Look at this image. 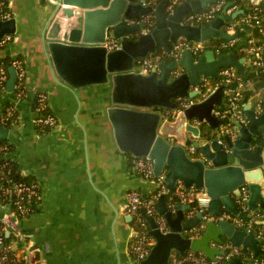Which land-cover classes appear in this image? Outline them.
<instances>
[{"label": "water", "instance_id": "obj_1", "mask_svg": "<svg viewBox=\"0 0 264 264\" xmlns=\"http://www.w3.org/2000/svg\"><path fill=\"white\" fill-rule=\"evenodd\" d=\"M215 1L190 0L180 4L173 14H167L165 4L168 0H162L156 6L146 4L145 0H53L50 1L54 6L53 14L42 29L41 39L58 84L73 93L75 89L87 92L94 87H107L106 114L119 151L130 152L136 158H153L155 175L165 173L169 190H175L178 182H183L187 189H205L211 197L209 212L219 214L227 208L232 215H237L234 197L240 195L243 185L249 190V208L257 209L258 203L261 208L264 206V140L261 138L255 143V138L264 129V112L256 117L254 111L245 106L243 113L248 125L236 123L238 135L232 140L229 135H219L218 130L224 121L213 114V110L223 102L224 87L217 89L207 99L178 111L175 117H167L164 110L177 109L178 98L195 97L197 93L190 91L191 85L200 83L203 75L217 79L219 70L228 66L244 71V59L237 58L233 53L216 58L209 51L196 63L193 54L186 51L179 61L184 70L176 78L171 74L177 66L173 60H164L158 70L153 69L149 74L140 73L134 68L137 59L156 53L159 47L171 52L173 44L180 38L195 42L212 37L230 39L232 36L221 28L241 10L231 15L220 13L204 27L182 23L187 13L208 9ZM150 14L155 15L156 26L149 33H141L143 17ZM8 34L14 37L21 34L18 20L14 16L4 19L0 14V39ZM110 38L118 39L121 47L109 51L106 43ZM17 81V69L11 66L6 81L8 92L15 93ZM17 101L18 98L15 103ZM78 104L80 108L79 99ZM203 122L210 127L208 134L201 129ZM10 137V128L0 123V143L6 141L10 144ZM252 145L253 148L250 147ZM190 147L195 148L194 155L189 153ZM6 157L17 162L25 160L23 156L20 158L11 152ZM26 162L42 177L39 174L43 166L40 161ZM140 180L132 182L133 187L145 186L146 182L154 183ZM96 190L108 200L104 192ZM49 194L56 199L55 192ZM61 199L62 195L61 198L59 195L57 203ZM109 204L113 226H116L117 221L122 220L120 209L113 203ZM157 206L169 231L162 232L154 217L143 214L154 244L147 258L137 264H169L172 251L180 255L188 251L202 252L210 260H215L223 251L214 243L222 244L226 239L244 251L252 249L255 255L263 252L259 240L252 233L236 229L230 221H207L197 236L191 230L203 223L201 212L189 220L185 215L186 208H182L183 203L178 202L179 209L174 214L167 206L165 193L158 198ZM187 207L191 205L187 204ZM74 209V203L68 201L65 207L63 204L56 207L59 216L63 210L76 215ZM16 215L13 209L0 208V230L4 220L8 226L5 232L7 237L11 236V232L19 235L22 241L25 236H42L41 227L37 224L18 226ZM127 220L133 221V216L129 215ZM123 225L127 227V224ZM36 228L39 229L37 233ZM128 232L126 229V236ZM134 235L133 230L131 238ZM33 245L42 253V259L48 260L50 255L46 256L45 247ZM116 249L117 264H121L118 245ZM227 264L243 262L236 257Z\"/></svg>", "mask_w": 264, "mask_h": 264}, {"label": "crops", "instance_id": "obj_2", "mask_svg": "<svg viewBox=\"0 0 264 264\" xmlns=\"http://www.w3.org/2000/svg\"><path fill=\"white\" fill-rule=\"evenodd\" d=\"M8 6L11 16L18 20L21 34L0 47V59L22 61L25 77L23 94L17 85L15 93H10L6 84L2 87L0 83V114L9 107L17 111V119L8 127L11 137L10 144L7 143L13 155L24 157V161H18L22 173L34 176L41 187V199L33 214L24 219L18 215L15 218L18 226L37 224L42 235L25 236L22 241L11 232L16 240L11 248L26 250L31 264H117L118 245L121 264H137L130 250L135 226L133 221L127 220L128 192L138 190L145 198H150L157 193L158 185L146 182L133 169L128 154L119 151L106 114L107 87L98 86L87 92L75 89L73 93L55 81L41 39L42 29L53 14L54 6L50 1L8 0ZM40 93L47 95L46 109L58 120L57 127L45 133L40 132L36 123L38 112L34 104ZM27 160L43 164L39 172L42 177L28 166ZM136 179L147 184L133 187L131 183ZM95 187L104 192L108 200ZM52 192L57 200L62 195L58 203L50 196ZM262 195L264 197V189ZM67 201L74 203L76 215L63 210L59 216L57 204L65 207ZM234 202L236 204V197ZM109 203L120 209L122 220L117 221L116 226H113ZM177 203L172 210L174 214L179 209ZM182 203L187 216L188 203ZM0 208L12 210L1 201ZM262 210L258 203V208L252 211ZM223 211L230 213L227 208ZM258 221L264 224V219ZM126 229L129 230L127 236ZM38 230L35 229L36 233ZM0 231H8L4 220ZM33 243L45 247L46 256L50 255L48 260L42 259V253Z\"/></svg>", "mask_w": 264, "mask_h": 264}, {"label": "built area", "instance_id": "obj_3", "mask_svg": "<svg viewBox=\"0 0 264 264\" xmlns=\"http://www.w3.org/2000/svg\"><path fill=\"white\" fill-rule=\"evenodd\" d=\"M161 1L162 0H145V3L156 6ZM187 1L190 0H168L165 4L167 14H173L180 4ZM241 2L242 5L237 4L236 1L216 0L209 5L208 9L187 13L182 21L183 24L204 27L208 26L220 13L224 12L226 15H231L241 10V13L232 20L227 21L221 28L222 31L232 36L230 39L212 37L203 42H195L180 38L173 44L171 52L163 48L162 51H157L156 53L149 54L147 57L137 59L134 65L135 70L138 72L149 74L153 69L158 70L160 64L166 60L165 58L170 56L177 64L176 68L171 72L173 78H176L184 70V68L179 65V61L186 51L193 54L196 63L200 58H204L205 54L209 51H211L216 58L222 55H229L230 53L234 54V51L241 53V56L234 55L237 58L244 59L242 62L244 71L240 72L235 66H228L222 67L219 70V77L217 79L208 75H203L200 83L191 85L190 91L197 93L195 97L178 98L177 109L164 110V114L167 117H175L178 111L184 110L192 104L207 99L217 89L224 87L225 96L223 102L213 110V114L224 121L223 125L218 130L219 135H229L232 140L237 138L238 135L236 123H239L241 126L248 125V119L243 113L245 106L252 109L256 117L264 112V19L261 16V14L264 13V0H241ZM4 3V0H0V14L4 19H8L11 17L10 14L3 15L1 13V7ZM154 17L153 14L143 17L144 27L141 33H149L155 28L156 20ZM237 17H239V19L235 21ZM207 23L208 25H206ZM246 29L256 31L259 37L245 35V37L239 39L237 34L246 33ZM13 39L14 35H5L0 39V47H5L11 43ZM106 46L109 51H112L119 49L121 43L116 38H110ZM13 66L17 69L18 81H20L17 87L21 90L20 94H23L21 83L24 81L25 77L24 65L22 61L17 59L14 61ZM6 79L7 74L5 70L2 69L1 81H5ZM37 101L36 110L39 116L36 119V123L52 129L57 127L58 120L53 114L43 115V111L46 110L47 106V95L40 93L37 97ZM15 112L13 107H9L4 113L0 114V123L6 126L14 118ZM261 138L264 140V129L261 130L260 136L255 138V143ZM250 147L253 148L254 146L252 145ZM189 153L194 155L195 148L190 147ZM132 166L135 172L142 178L156 183L158 185V191L149 199H145L138 190L129 191L126 207L127 213L132 215L134 219L135 216L142 211L143 214L145 213L154 217L162 232L169 231L167 222L164 216L159 214L157 207V201L160 195L165 193L166 196H168V193L171 191L167 187L165 173L159 176L155 175L154 159L150 157L135 158L132 161ZM175 190L180 201L191 205L187 211V219H194L200 212L203 214V223L191 230L195 235L198 236L201 234L207 221H215L216 223L230 221L236 229L243 230L246 233H252L254 237L259 240V243H262L264 246V234L262 230L255 227L256 220L264 219V210L254 213L249 208L247 204L249 190L246 185L240 187V195L236 197V205L238 207L237 215H232L227 211H222L219 214L209 212L208 207L211 202V197L205 189H196L194 187L187 189L183 182H178ZM10 192L12 196H15L10 203L15 207L14 211L18 217H28L32 215L41 199V187L39 182L14 183L10 188ZM169 200L170 202L167 203V206L169 209L173 210V195L170 196ZM134 231L135 235L131 238L130 250L134 260L140 262L149 255L154 240L150 236L148 238L145 235L140 236L136 228H134ZM3 235L4 232L0 231V245L3 242ZM214 245L223 251L216 256L215 260H210L202 252L188 251L185 256L181 255L184 258L174 259L173 262V257L176 252L172 251L169 264H184L185 261H189L191 264H227L236 257L239 258L243 264H264V258L258 257V255H255L253 251H249V249L244 251L242 247L232 245L227 239L222 244L214 243ZM243 251L246 254L244 259L242 258L244 255Z\"/></svg>", "mask_w": 264, "mask_h": 264}, {"label": "trees", "instance_id": "obj_4", "mask_svg": "<svg viewBox=\"0 0 264 264\" xmlns=\"http://www.w3.org/2000/svg\"><path fill=\"white\" fill-rule=\"evenodd\" d=\"M4 1H5V3L1 7V13L3 15L10 14V16H11L10 9H9V6H8V0H4ZM229 1H236L237 4L242 5L241 0H229ZM261 16L264 19V13H262ZM239 17H237L235 19V21L238 20ZM155 20H156V18H155ZM206 25H208V23ZM245 35L259 37L258 36L259 34L256 31H254V30L252 31V29H246V33H238L237 37L239 39H241V38L245 37ZM162 50H163L162 47L158 48V51H162ZM234 54L236 56H241L242 55L241 53H239L237 51H234ZM165 59L168 60V61L172 60L170 58V56H167ZM14 61H15V59H11V58L0 59V83H1L2 87H4L5 84H6V80L8 79V76H9V68L14 65ZM2 69L6 70V73H7V79L5 81H1V70ZM17 84L19 85L20 81H18ZM21 86L23 87V82L21 83ZM37 104H38V101H36L35 104H34L35 109H36ZM49 114H51V112L48 110V108L45 111H43V115H49ZM38 116H39V113H38ZM16 119H17V111L15 112L14 118L6 126L10 127L11 124L13 122H15ZM38 128H39L40 132H44V133L48 132V131H50L52 129L50 127L43 126V125H38ZM201 129H202L203 133H205V134H208L210 132V127L205 122L201 123ZM11 149H12V147L6 141L0 143V186H1L0 187V201L2 202V204L10 205L11 208L13 210H15V207L13 205H11L12 203H10L15 198V196L14 195L12 196V194L10 192L11 186L14 183H21V182L22 183L23 182L24 183H32V182H35L37 180L32 175L23 174L22 170L19 167L18 162L15 159L10 158V157L9 158L6 157V155L11 152ZM127 154L130 157V161L131 162L136 158L130 152H128ZM172 195H173V200H172L173 201V206H175L176 203L179 201V198L176 195V190H171L168 193L167 203L170 202L169 199H170V196H172ZM145 199H149V197L145 198ZM263 210H264V206H263ZM21 218L24 219L26 217H21ZM133 224H134L136 230L139 232L140 236H144L145 235L147 238L149 237V235H148L149 225L144 220L142 211L139 212V214L135 216V218L133 220ZM255 227L259 228L260 230H262V232L264 234V224L263 223H261L260 221L256 220L255 221ZM11 238H12V236L7 237L5 235V233H4L3 242L0 245V249H1V251H0V264H31L29 262L27 256H22V257H18L17 256L16 252L18 250L17 249L15 250V249L11 248V245H12V244H10ZM260 246L264 248L262 243H260ZM243 254L244 255L242 256V258L244 259L245 255H246L244 253V251H243ZM258 257L264 258V250H263L262 253H260L258 255ZM178 258H184V257L176 252L175 256L173 257V262H174V259H178ZM184 264H191V263L189 261H185Z\"/></svg>", "mask_w": 264, "mask_h": 264}, {"label": "rangeland", "instance_id": "obj_5", "mask_svg": "<svg viewBox=\"0 0 264 264\" xmlns=\"http://www.w3.org/2000/svg\"><path fill=\"white\" fill-rule=\"evenodd\" d=\"M15 241H16V240L14 239V237H12L11 240H10V244H14ZM16 254H17L18 257L27 256V255H26L27 252H26V250H24V249H20V250H18V251L16 252Z\"/></svg>", "mask_w": 264, "mask_h": 264}]
</instances>
